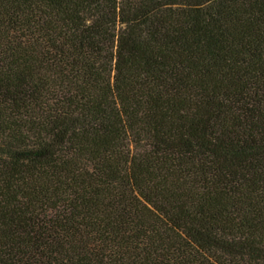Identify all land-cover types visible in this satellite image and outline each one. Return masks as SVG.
<instances>
[{
  "label": "trees",
  "instance_id": "trees-1",
  "mask_svg": "<svg viewBox=\"0 0 264 264\" xmlns=\"http://www.w3.org/2000/svg\"><path fill=\"white\" fill-rule=\"evenodd\" d=\"M0 264H264V0H0Z\"/></svg>",
  "mask_w": 264,
  "mask_h": 264
}]
</instances>
